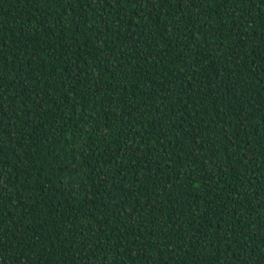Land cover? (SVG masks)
Wrapping results in <instances>:
<instances>
[{"label": "trees", "instance_id": "1", "mask_svg": "<svg viewBox=\"0 0 264 264\" xmlns=\"http://www.w3.org/2000/svg\"><path fill=\"white\" fill-rule=\"evenodd\" d=\"M0 264H264V0H0Z\"/></svg>", "mask_w": 264, "mask_h": 264}]
</instances>
